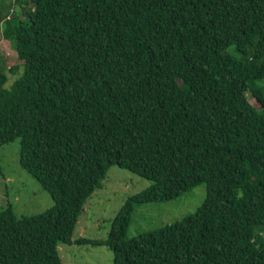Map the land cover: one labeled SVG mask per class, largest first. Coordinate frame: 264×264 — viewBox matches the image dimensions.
<instances>
[{
	"label": "trees",
	"instance_id": "trees-1",
	"mask_svg": "<svg viewBox=\"0 0 264 264\" xmlns=\"http://www.w3.org/2000/svg\"><path fill=\"white\" fill-rule=\"evenodd\" d=\"M10 6L0 36L22 69L6 87L0 55V148L19 140L18 164L52 206L0 210V264H61L57 246L80 242L112 264H264V0ZM112 165L149 187L105 240L73 241ZM200 185L192 214L126 238L136 207Z\"/></svg>",
	"mask_w": 264,
	"mask_h": 264
},
{
	"label": "rangeland",
	"instance_id": "rangeland-1",
	"mask_svg": "<svg viewBox=\"0 0 264 264\" xmlns=\"http://www.w3.org/2000/svg\"><path fill=\"white\" fill-rule=\"evenodd\" d=\"M15 0H0V16L12 14ZM24 14H21L23 17ZM1 67L8 76L10 87L21 71L22 62L8 41L0 36ZM16 70V73L10 72ZM16 77V78H15ZM252 102V101H251ZM19 140L0 148V210L10 206L18 218L38 215L52 206L48 193L18 164ZM149 181L115 165L109 167L105 178L87 199L73 233L74 240L107 238L112 219L128 198L142 192ZM206 190L197 186L178 198L164 203L144 204L136 207L129 221L126 238L139 233L180 222L192 214L203 202ZM61 264H112V252L102 245L72 244L57 246Z\"/></svg>",
	"mask_w": 264,
	"mask_h": 264
}]
</instances>
